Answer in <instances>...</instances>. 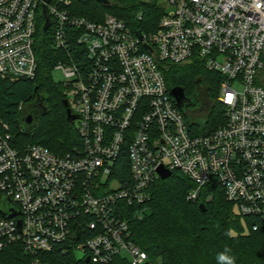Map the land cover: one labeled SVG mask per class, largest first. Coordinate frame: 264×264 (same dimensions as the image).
I'll return each instance as SVG.
<instances>
[{
	"label": "built area",
	"instance_id": "built-area-1",
	"mask_svg": "<svg viewBox=\"0 0 264 264\" xmlns=\"http://www.w3.org/2000/svg\"><path fill=\"white\" fill-rule=\"evenodd\" d=\"M86 1L0 0V78L36 79L46 6L81 138L57 155L22 145L0 118V202L20 211H0V263L18 247L19 264H48L43 254L60 246L91 264H160L133 242L127 218L144 217L161 168L195 185L188 200L215 181L239 216L264 223V0H161L157 30L141 36L110 13L80 16ZM194 60L222 78L226 121L204 134L188 126L163 71ZM124 153L128 180L113 177Z\"/></svg>",
	"mask_w": 264,
	"mask_h": 264
},
{
	"label": "trees",
	"instance_id": "trees-1",
	"mask_svg": "<svg viewBox=\"0 0 264 264\" xmlns=\"http://www.w3.org/2000/svg\"><path fill=\"white\" fill-rule=\"evenodd\" d=\"M106 13L122 19L134 33H150L157 30L164 8L156 1L112 0L105 6L97 0H88L78 12L98 21ZM44 25L45 21L40 20L35 47L39 67L36 79L12 82L0 78V118L9 124L22 145H41L62 155L79 147L81 138L67 119L64 86L55 83L52 76L64 55L53 48L51 30L44 31ZM72 54L83 60L77 48L72 49ZM163 71L170 91L179 87L187 98L197 99L195 105L188 107L197 108V113L180 110L190 128L204 134L225 123V108L218 101L221 76L209 71L200 60L183 65L166 63ZM29 115L33 117L30 125L23 122ZM113 177L129 179L126 153L117 161ZM194 188L180 172L155 183L144 217L128 215L133 242L151 261L160 264H223L217 256L226 248L230 249L227 254L234 258L235 264H264V223L239 216L215 181L201 189L198 200L190 201L187 196ZM256 224L259 228L255 231ZM19 255V248L11 247L2 255L0 264H19ZM43 255L48 264H91L72 251L64 252L60 246Z\"/></svg>",
	"mask_w": 264,
	"mask_h": 264
},
{
	"label": "water",
	"instance_id": "water-1",
	"mask_svg": "<svg viewBox=\"0 0 264 264\" xmlns=\"http://www.w3.org/2000/svg\"><path fill=\"white\" fill-rule=\"evenodd\" d=\"M47 3H49L51 0H45ZM100 4L103 5H108L109 4V0H97ZM46 6L44 7V19H45V25H44V31H47L51 25L50 20L48 19L47 15H46ZM139 36H141L140 33H138ZM171 95L174 98L175 104L176 106L183 112V113H187V109L189 106H193L197 103V99L196 97H193L191 99L187 98L184 89L176 87L173 88L171 90ZM64 105L66 108H68V102L64 101ZM67 119L68 122L73 123L74 120L76 119V117L74 115L71 114L70 110L67 109ZM25 124L30 125L33 122V117L32 115L27 116L24 121ZM160 175H161V179L162 180H167L171 177L172 173L164 170L163 168L160 169ZM0 211L3 212L7 217H13V216H17L20 211L13 206L12 204H10V202H8L7 200H3L0 202ZM21 225V222H20ZM79 258L81 259L80 255H78ZM86 262H89V259L86 260Z\"/></svg>",
	"mask_w": 264,
	"mask_h": 264
},
{
	"label": "rangeland",
	"instance_id": "rangeland-1",
	"mask_svg": "<svg viewBox=\"0 0 264 264\" xmlns=\"http://www.w3.org/2000/svg\"><path fill=\"white\" fill-rule=\"evenodd\" d=\"M145 1H150V2L156 1L158 3L161 2V0H145ZM52 76H53L54 82L57 84L62 83L64 81V75L60 70L53 69ZM237 89H242V88L240 86H237ZM187 112L191 114H194L193 112L197 113V108L196 109L194 107L188 108Z\"/></svg>",
	"mask_w": 264,
	"mask_h": 264
},
{
	"label": "clouds",
	"instance_id": "clouds-1",
	"mask_svg": "<svg viewBox=\"0 0 264 264\" xmlns=\"http://www.w3.org/2000/svg\"><path fill=\"white\" fill-rule=\"evenodd\" d=\"M233 98H234L233 95L229 94L227 96L228 102L231 103ZM229 235H232V233H229ZM228 252H230V249L226 248L224 252L219 253L217 256V260L220 262H223V264H235L234 258L232 256L228 255L227 254Z\"/></svg>",
	"mask_w": 264,
	"mask_h": 264
},
{
	"label": "flooded vegetation",
	"instance_id": "flooded-vegetation-1",
	"mask_svg": "<svg viewBox=\"0 0 264 264\" xmlns=\"http://www.w3.org/2000/svg\"><path fill=\"white\" fill-rule=\"evenodd\" d=\"M68 109V108H67Z\"/></svg>",
	"mask_w": 264,
	"mask_h": 264
}]
</instances>
